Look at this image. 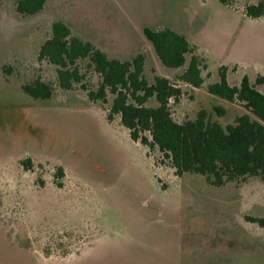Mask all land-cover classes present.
Here are the masks:
<instances>
[{"label": "rangeland", "instance_id": "obj_1", "mask_svg": "<svg viewBox=\"0 0 264 264\" xmlns=\"http://www.w3.org/2000/svg\"><path fill=\"white\" fill-rule=\"evenodd\" d=\"M17 1L0 0V264H264V228L250 221L264 219V182L216 187L201 175L177 177L158 148L132 140L119 116L109 120L116 95L90 100L102 79L87 61L79 62L83 82L64 90L57 68L38 60L53 23L63 22L95 37L109 58L142 54L149 83L160 76L179 85L176 122L205 110L226 128L249 112L208 86L223 67L239 85L264 76V18L244 13L260 0H47L33 16L19 14ZM163 27L198 47L208 66L202 88L177 80L187 66L160 61L144 30ZM38 79L53 87L51 99L24 91Z\"/></svg>", "mask_w": 264, "mask_h": 264}, {"label": "trees", "instance_id": "obj_2", "mask_svg": "<svg viewBox=\"0 0 264 264\" xmlns=\"http://www.w3.org/2000/svg\"><path fill=\"white\" fill-rule=\"evenodd\" d=\"M220 1L228 6L230 0ZM46 4L47 0H18L17 12L33 16L41 13ZM244 13L251 19L264 17V0L247 5ZM144 34L167 68L186 67L187 57L191 55L186 70L177 80L195 88L204 86L203 71L208 66L195 54L196 47L184 35L170 28H146ZM38 60L57 68L58 82L64 90H73L76 84L83 82L79 62L87 61L88 67L102 79L97 91H89L90 100L106 103L108 91L116 95L109 120L114 121L115 116H119L132 140L151 149L158 148L170 161L177 177L182 178L187 173L201 175L216 187L248 177L264 182V94L248 76L239 86H231L227 80L228 70L223 67L220 81L208 86L211 95L241 103L249 112L240 116L236 124L225 128L213 122L205 110L196 120L176 122L171 101L180 102L183 91L179 85L160 76L154 79V83H149L144 77L145 57L142 54L125 62L109 58L93 43L75 36L63 22L53 23L52 36L42 44ZM3 71L12 72L6 67ZM256 83L264 85V77H258ZM23 89L30 97L43 100L51 99L54 91L41 79ZM152 98H156L157 107L146 105ZM215 111L220 116L225 113L219 107ZM26 167L31 169L30 162ZM250 221L264 228L263 218H250Z\"/></svg>", "mask_w": 264, "mask_h": 264}, {"label": "crops", "instance_id": "obj_3", "mask_svg": "<svg viewBox=\"0 0 264 264\" xmlns=\"http://www.w3.org/2000/svg\"><path fill=\"white\" fill-rule=\"evenodd\" d=\"M264 18V17H263ZM163 28H165V27H163ZM166 28H168V27H166ZM78 37L79 38H81L82 40H84V41H86V42H91V43H93L94 44V42H96V38L95 37H91V36H89V37H87V36H79L78 35ZM186 37V36H185ZM193 46L195 45L191 40H188ZM196 46V45H195ZM197 47V46H196ZM198 48V47H197ZM188 62V61H187ZM189 64V63H188ZM186 66H188V65H186ZM165 67V66H164ZM167 68V67H166ZM230 76H231V72H229L228 74H227V80H228V82H229V84L231 85V86H239V84H237V83H234V82H231L230 81ZM259 76H261V77H264L262 74H260V75H258L257 77H256V79H251L250 77H249V79L251 80V82L253 83V84H256V86H257V89L261 92V93H263L264 94V85H258L256 82H255V80H257V78L259 77ZM203 77H204V71H203ZM205 78V77H204ZM220 81V78H218V79H213V82L211 83V84H213V83H217V82H219ZM241 84V83H240ZM187 85V84H186ZM190 86V85H189ZM161 213H163V215H164V212L162 211ZM96 240H94L93 242H91V243H89V244H87L85 247H84V249H83V252H86L87 250H91L92 249V247H94V245L96 244Z\"/></svg>", "mask_w": 264, "mask_h": 264}]
</instances>
